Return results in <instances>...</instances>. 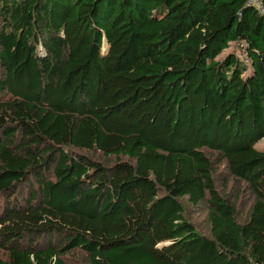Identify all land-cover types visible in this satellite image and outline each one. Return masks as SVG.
Returning <instances> with one entry per match:
<instances>
[{
  "label": "trees",
  "instance_id": "16d2710c",
  "mask_svg": "<svg viewBox=\"0 0 264 264\" xmlns=\"http://www.w3.org/2000/svg\"><path fill=\"white\" fill-rule=\"evenodd\" d=\"M262 139L252 0H0V264H264Z\"/></svg>",
  "mask_w": 264,
  "mask_h": 264
},
{
  "label": "rangeland",
  "instance_id": "374dc122",
  "mask_svg": "<svg viewBox=\"0 0 264 264\" xmlns=\"http://www.w3.org/2000/svg\"><path fill=\"white\" fill-rule=\"evenodd\" d=\"M231 50L237 53L240 58L244 57L242 51H239L235 45L231 44V48L227 49L219 58H222L225 53ZM255 147L257 150H264V139L258 142ZM217 169V182L219 188L222 192L228 194L230 198L237 196L236 198L239 204L242 203L243 207L241 220H246L252 200L249 194L244 191L246 186L242 183L237 184L234 180L228 177L223 163L219 164ZM184 205L186 209V218L194 223L200 232L208 234L210 225L208 223V210L206 205L203 204L200 207H191L187 201L184 202ZM5 255L6 253L4 251H0V257H5ZM74 264H86L85 255L83 253H75Z\"/></svg>",
  "mask_w": 264,
  "mask_h": 264
},
{
  "label": "built area",
  "instance_id": "2783aa9c",
  "mask_svg": "<svg viewBox=\"0 0 264 264\" xmlns=\"http://www.w3.org/2000/svg\"><path fill=\"white\" fill-rule=\"evenodd\" d=\"M252 3L255 4L262 13H264V7L260 0H252Z\"/></svg>",
  "mask_w": 264,
  "mask_h": 264
}]
</instances>
